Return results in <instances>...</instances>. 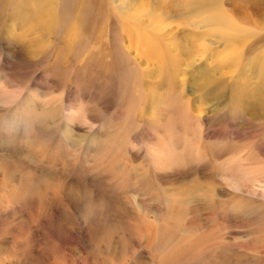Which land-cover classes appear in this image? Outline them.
Wrapping results in <instances>:
<instances>
[{
	"label": "rangeland",
	"instance_id": "obj_1",
	"mask_svg": "<svg viewBox=\"0 0 264 264\" xmlns=\"http://www.w3.org/2000/svg\"><path fill=\"white\" fill-rule=\"evenodd\" d=\"M8 1L0 264H264V124L232 102L264 84L263 66L192 50L168 82L141 38L174 50L189 27L172 0ZM192 1L264 38V0ZM208 67L221 79L203 99Z\"/></svg>",
	"mask_w": 264,
	"mask_h": 264
},
{
	"label": "bare ground",
	"instance_id": "obj_2",
	"mask_svg": "<svg viewBox=\"0 0 264 264\" xmlns=\"http://www.w3.org/2000/svg\"><path fill=\"white\" fill-rule=\"evenodd\" d=\"M172 1L173 3L171 5L173 6L174 9L173 12H179V17L183 19L182 20L183 26L189 27L183 29V34L181 36L179 33H175L172 35L173 37L171 42L172 45L173 42L175 44V47L173 46L174 47L173 49L174 50L179 49V51H174V50L168 51V49L165 48L161 43L163 36H161L160 34L155 33L153 36L155 39L154 40L152 39L153 41L149 40V38H144V39L141 38L143 41L142 43L149 44L150 47L148 51L153 55L155 54L154 56H156V58H158L160 62H163V60L165 59L168 60L166 64L163 63L165 64L164 65L165 69L169 70L168 76L165 74V78L168 82L173 84V78L174 76H176L177 72L180 69L179 67L181 64L182 53L188 52L189 54L188 56L190 57V55H192L191 53L192 50H195L197 56H200L201 58H203V56L205 55L206 58L214 57L216 59L219 68L233 66L234 69L238 70L240 73H245L248 65H252V67L255 69L257 68L258 65H262L264 69V49L262 48V46L264 45V38L256 39L255 41L248 39L250 37L253 38V36L248 34H243V30H242L243 25L239 23L241 21L238 22L240 27L239 28L236 24L233 23L234 20L233 16L230 15L228 16L227 13H223V12L220 13L218 11H215L216 9L211 10V8L206 5L205 6L201 5V7L199 8L201 13L193 12L194 10L190 12L188 8H190V6L192 7V4H194L195 1L192 0L190 1L172 0ZM2 2L4 6V11L3 9H0V16L8 11L5 9H8L9 6H12V3L9 2L8 0H2ZM94 4H95L94 2H90L88 10H91V7ZM206 10L208 11V15H205ZM19 15H20L19 17L25 20L29 18L27 13L25 14L20 13ZM92 18L93 20H96L98 17L94 15L92 16ZM159 26L162 27L161 25ZM159 26L157 25V27ZM153 27L151 31L155 29ZM72 35H75V33ZM141 35L147 36L148 33L142 31ZM246 39L250 40V43L248 45H243ZM38 42L41 44L43 40L40 39ZM169 44L171 43L169 42ZM222 46H224L223 50L219 51V48ZM225 55L228 56L225 57ZM190 62L192 63L191 60ZM203 69L205 73L204 79H205V88H206L205 89L206 94L204 93L203 99H209L210 96L208 93L211 90L208 92V90L210 89V88L208 89V87L211 84H213V82L216 83V81L217 82L219 81L220 83L221 77L215 76L214 73L215 69L213 67H208ZM260 78L264 79V74L261 75ZM242 80H244V78ZM245 80H247V77ZM261 85L263 86L264 84ZM231 86L230 88L233 87ZM262 86H259V88L251 90L248 93L241 92V90L239 91L238 90L239 86H236L235 93L232 95V102L235 105L234 108H236L234 111L235 115H238L241 112H245L247 113L246 114L247 117L252 122L264 124V89H263L264 86L263 87ZM215 92H216L215 95L221 94L219 91L215 90Z\"/></svg>",
	"mask_w": 264,
	"mask_h": 264
}]
</instances>
